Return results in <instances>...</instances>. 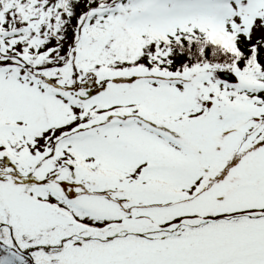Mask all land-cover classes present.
Masks as SVG:
<instances>
[{"label": "snow or ice", "instance_id": "1", "mask_svg": "<svg viewBox=\"0 0 264 264\" xmlns=\"http://www.w3.org/2000/svg\"><path fill=\"white\" fill-rule=\"evenodd\" d=\"M0 264H264V0H0Z\"/></svg>", "mask_w": 264, "mask_h": 264}]
</instances>
